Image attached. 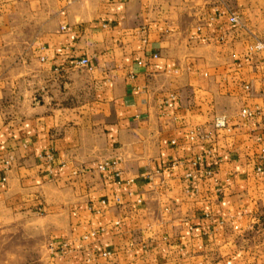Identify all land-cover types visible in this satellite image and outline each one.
<instances>
[{"label":"crops","instance_id":"1","mask_svg":"<svg viewBox=\"0 0 264 264\" xmlns=\"http://www.w3.org/2000/svg\"><path fill=\"white\" fill-rule=\"evenodd\" d=\"M231 7L0 0V227L34 218L33 264H264L262 36Z\"/></svg>","mask_w":264,"mask_h":264},{"label":"rangeland","instance_id":"2","mask_svg":"<svg viewBox=\"0 0 264 264\" xmlns=\"http://www.w3.org/2000/svg\"><path fill=\"white\" fill-rule=\"evenodd\" d=\"M226 1L232 4L233 7L231 8L237 11L241 18H244L245 22L255 30L256 35L260 34L262 36L256 40L264 41V0ZM14 26L18 29L19 24L15 23ZM17 42L18 40H12V44H15L14 46H17ZM251 44H249V47ZM256 55L262 56V53ZM19 91L26 93L20 87H12L9 94L15 96L20 94ZM34 223V218L24 216L12 224L0 227V264H33L45 252L44 249L46 248L40 246L45 242V233L31 229L30 226H34Z\"/></svg>","mask_w":264,"mask_h":264},{"label":"built area","instance_id":"3","mask_svg":"<svg viewBox=\"0 0 264 264\" xmlns=\"http://www.w3.org/2000/svg\"><path fill=\"white\" fill-rule=\"evenodd\" d=\"M228 19H229L230 24H232V25H234L236 27H242L243 26V21H242L241 15L235 10H230ZM260 53L264 54V41L256 40L249 47L247 55H246V60H250L253 55L260 54ZM78 64H80L82 66H89V59L88 58H82L81 60L78 61ZM258 113H259L258 109H252V108H249V107H245L241 111V115L246 121L253 119L254 117H256V115ZM214 126H215V129L226 127L227 126L226 118L225 117L216 118ZM196 136L201 137V138H207L209 135L203 133L198 128L197 130L192 132L190 138L192 140H194V138ZM48 158H51V156H48ZM115 165H116V162L107 161V162H104V163L100 164L99 165V169L102 170V171H105V170H109V169L115 168ZM91 235H95V232H92ZM68 247H69V244L64 242L60 246V250H65ZM51 248L55 249L54 246H51Z\"/></svg>","mask_w":264,"mask_h":264}]
</instances>
